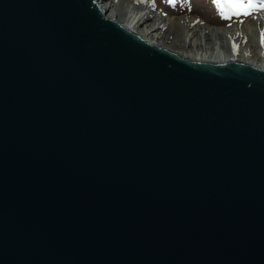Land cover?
<instances>
[{
	"label": "water",
	"instance_id": "water-1",
	"mask_svg": "<svg viewBox=\"0 0 264 264\" xmlns=\"http://www.w3.org/2000/svg\"><path fill=\"white\" fill-rule=\"evenodd\" d=\"M0 264H264V69L0 0Z\"/></svg>",
	"mask_w": 264,
	"mask_h": 264
},
{
	"label": "bare ground",
	"instance_id": "bare-ground-1",
	"mask_svg": "<svg viewBox=\"0 0 264 264\" xmlns=\"http://www.w3.org/2000/svg\"><path fill=\"white\" fill-rule=\"evenodd\" d=\"M99 5L110 19L184 58L216 63L239 61L264 69V11L254 16V22L236 20L225 27L194 23L185 35H174V45L179 37L183 38L181 46H166L164 42L172 35L166 26L182 22L185 17H170L157 7L155 0L112 1L110 6H104V0H99ZM111 9H115L114 12Z\"/></svg>",
	"mask_w": 264,
	"mask_h": 264
},
{
	"label": "rangeland",
	"instance_id": "rangeland-1",
	"mask_svg": "<svg viewBox=\"0 0 264 264\" xmlns=\"http://www.w3.org/2000/svg\"><path fill=\"white\" fill-rule=\"evenodd\" d=\"M112 1L120 3V0H104V6H110ZM224 2L225 0H221L222 4ZM155 3L157 4V7L159 9H161L170 17L186 18V20L182 22H172L166 26V29L172 34L170 35V38L164 42L166 46H181L183 44V38L179 37V40H177L176 44L174 45V35H185L187 28L193 27L194 23L203 26L207 25L210 27H225L230 22L236 20L254 22V16L257 15L260 11H264H255L248 16L241 15L237 17L233 15L231 16V18L225 19L221 16L220 10L217 8L214 0H155ZM115 9H111V12H114ZM225 11H227V9H225ZM218 37H220V34Z\"/></svg>",
	"mask_w": 264,
	"mask_h": 264
},
{
	"label": "snow or ice",
	"instance_id": "snow-or-ice-1",
	"mask_svg": "<svg viewBox=\"0 0 264 264\" xmlns=\"http://www.w3.org/2000/svg\"><path fill=\"white\" fill-rule=\"evenodd\" d=\"M214 2L225 19H229L233 15L248 16L255 11L264 10V0H225L223 4L221 0H214ZM262 43H264V34H262Z\"/></svg>",
	"mask_w": 264,
	"mask_h": 264
}]
</instances>
